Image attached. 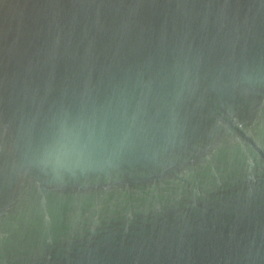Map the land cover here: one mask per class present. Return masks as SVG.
I'll list each match as a JSON object with an SVG mask.
<instances>
[{"label": "water", "instance_id": "1", "mask_svg": "<svg viewBox=\"0 0 264 264\" xmlns=\"http://www.w3.org/2000/svg\"><path fill=\"white\" fill-rule=\"evenodd\" d=\"M0 264H264V0H0Z\"/></svg>", "mask_w": 264, "mask_h": 264}]
</instances>
